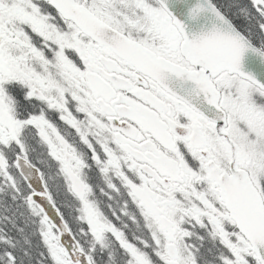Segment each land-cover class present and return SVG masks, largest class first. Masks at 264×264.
<instances>
[{
	"label": "snow or ice",
	"instance_id": "obj_1",
	"mask_svg": "<svg viewBox=\"0 0 264 264\" xmlns=\"http://www.w3.org/2000/svg\"><path fill=\"white\" fill-rule=\"evenodd\" d=\"M246 56L264 0H0V264H264Z\"/></svg>",
	"mask_w": 264,
	"mask_h": 264
},
{
	"label": "water",
	"instance_id": "obj_2",
	"mask_svg": "<svg viewBox=\"0 0 264 264\" xmlns=\"http://www.w3.org/2000/svg\"><path fill=\"white\" fill-rule=\"evenodd\" d=\"M252 55V54H249ZM246 67H249L253 71H259L260 67H264V65H261L259 58H256L254 62H249L246 56L245 60Z\"/></svg>",
	"mask_w": 264,
	"mask_h": 264
}]
</instances>
